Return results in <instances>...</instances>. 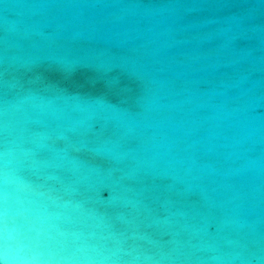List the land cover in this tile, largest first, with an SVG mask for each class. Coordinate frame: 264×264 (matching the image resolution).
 <instances>
[{
  "label": "water",
  "instance_id": "obj_1",
  "mask_svg": "<svg viewBox=\"0 0 264 264\" xmlns=\"http://www.w3.org/2000/svg\"><path fill=\"white\" fill-rule=\"evenodd\" d=\"M0 264H264V0H0Z\"/></svg>",
  "mask_w": 264,
  "mask_h": 264
}]
</instances>
